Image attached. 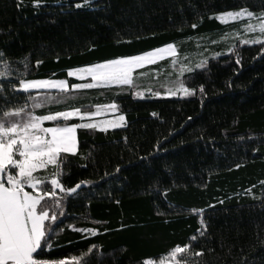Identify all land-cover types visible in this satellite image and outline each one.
<instances>
[{"label":"trees","instance_id":"16d2710c","mask_svg":"<svg viewBox=\"0 0 264 264\" xmlns=\"http://www.w3.org/2000/svg\"><path fill=\"white\" fill-rule=\"evenodd\" d=\"M241 8L260 14L264 0H0V61L8 62L7 69L0 62V114L24 105L42 115L115 102L125 116L115 128H78L76 153H62L59 169L35 173L47 177L48 188L56 171L65 188L85 182L73 194L57 188L59 205L46 198L57 219L45 222L49 241L37 258L73 264L72 256L86 254L88 264H143L190 243L189 256L203 249L199 264H264V39L221 50L228 43L217 38L215 19ZM173 42L177 63L165 57L138 69L144 76L136 91L71 88L84 83L68 76L71 68ZM181 63L192 71L180 75ZM48 77L69 87L18 89L21 78ZM181 82L194 94L133 95ZM44 96L52 102L32 108ZM102 116L109 114L44 125Z\"/></svg>","mask_w":264,"mask_h":264},{"label":"snow or ice","instance_id":"6c2138e0","mask_svg":"<svg viewBox=\"0 0 264 264\" xmlns=\"http://www.w3.org/2000/svg\"><path fill=\"white\" fill-rule=\"evenodd\" d=\"M79 6L77 5V7ZM244 17L258 21L255 25L252 23L244 25L245 32L258 30L261 36L252 41L241 39L240 43H259L261 39H264V11L257 17L247 8H241L238 11L222 12L216 15L215 19L221 23H227ZM195 27L194 24L193 28ZM229 51L232 49L229 48ZM0 57H3L2 52H0ZM165 57H171L173 65L177 63V45L174 42L138 54L121 55L91 63L74 71L69 70V77L90 78L91 81L74 83L71 88L91 89L128 86L131 90L137 86V77L144 76V73L137 72L138 69L157 64ZM0 62L4 64L5 69L8 68L6 60ZM202 64L203 61L196 66L201 67ZM185 71H192V68L181 63L180 75H183ZM5 75L6 71H0V77ZM19 87L25 91L41 88H59L66 91L68 88L64 80H26L23 78L19 80ZM179 91L184 95L194 94V90L185 87L182 82ZM200 91L203 93V85L200 86ZM155 94L160 95L159 92ZM168 94L176 95L177 93L170 89ZM37 95L39 97V94ZM133 95H143V93H133ZM44 102H52V97L33 98L32 108H40ZM94 107L97 109L95 112L82 111L81 108L73 107L65 111L37 115L32 111H27V105H24L4 110L0 114V264H67V257L37 258L44 251V246L49 241L48 232L51 224L45 222L56 221L57 219L56 214L50 212L51 205L49 199L46 198H51L55 204L59 205L60 201L56 199L57 188L61 192L73 193L85 182L80 181L74 187L65 188L60 179L57 178L60 175L59 171H56L51 173V179L48 181L51 188H48L45 184L47 177L42 179L34 173L37 170L48 169L49 165L59 169V165L63 163L62 153H76V130L78 128H99L103 124L104 130H106L107 127L115 128L125 121V116L120 114L112 120L101 123L93 121L79 124L65 123L63 125L56 123L55 126L51 127L43 126L45 121L57 122L61 118L64 121H69L72 117H79L83 121L85 118L99 115L101 109L112 111L117 109L115 102L108 105H95ZM26 187L32 191H26ZM78 231L80 230L78 229ZM83 231L90 234L95 233V229H83ZM201 235L204 233L201 232ZM195 239V236L190 238L192 241ZM91 251L92 249H89V252ZM190 251V243L173 246L166 255L160 258L159 264H199V257L204 254L203 249H199L189 256L187 254ZM82 256H72L71 261L73 264H77V262L78 264H88V261L84 260ZM143 264H154V262L144 260Z\"/></svg>","mask_w":264,"mask_h":264},{"label":"rangeland","instance_id":"374dc122","mask_svg":"<svg viewBox=\"0 0 264 264\" xmlns=\"http://www.w3.org/2000/svg\"><path fill=\"white\" fill-rule=\"evenodd\" d=\"M255 14H256L257 17H259V15H260L258 13H255ZM219 23L222 25V32H221V34L218 35L217 38L224 39V40H226V43H228V45L227 46H224L223 49H221V50L226 49L228 46H230V45H232L234 43H238L239 45H250V44H253L251 42L250 43H246V44H241L240 43V40L241 39H246V40L252 41V40H255L258 36H261V34L259 33L258 30L255 31V32H245V29H244V25H246V24H249V23H252L254 25L257 24L258 21L256 19L249 20L247 17H244V18H242L240 20H236V21H228L227 23H221V22H219ZM261 40H263V39H261ZM99 62H101V61H99ZM94 63H97V62H94ZM87 65H89V64H87ZM83 66H86V65H82V66H79V67H74V68H71L69 70H73L74 71V70H76V69H78L80 67H83ZM73 77H76V76H73ZM76 78H78V77H76ZM26 80L59 81V80H64V79H60V78H50V77H48V78L26 79ZM83 80H84V83L91 82L90 81V78H84ZM64 81L66 82V84L68 86L67 81L66 80H64ZM179 86H180V84H176V86L173 87V89H171V90L176 91L177 94H181V92L179 91ZM136 87L133 88V89H135V91L137 90ZM18 89L23 90V89H21L19 87V84H18ZM149 89H150V91H149ZM29 90H37V91H61V89H59V88H41V89H29ZM158 90H161V89H151V87H149V86L147 88H141L140 89V93H143V95H140V96H144V95H149V96H172V95L168 94V92H169L170 89H166V90H163V91H158ZM156 92H159L160 95H156L155 94ZM49 93H51V92H49ZM39 95H42V94H39ZM48 95H50V94H48ZM173 96H175V95H173ZM91 111L95 112V111H97V109L94 108ZM107 113L109 114V116H102L101 118H98V119H95V120L92 119V120L88 121V123L93 122V121H95L97 123H101L102 121L112 120L113 118H115L118 115H120V114L117 113V109L115 111L107 110V109H101V112H100L99 115L107 114ZM124 123H125V121L122 124H124ZM122 124H119V126H121ZM60 125H63V124H60ZM43 126L44 127H51V126H45L44 125V122H43ZM53 126H55V125H53ZM101 128H104V125L103 124H101ZM34 175H37V176H39L42 179L44 178L43 176H40V175L35 174V173H34ZM48 179L50 180L51 177H49ZM25 190L26 191H31V190H28V189H25ZM160 258H158L156 260H154L152 258H146L145 260H152L154 262V264H159Z\"/></svg>","mask_w":264,"mask_h":264},{"label":"water","instance_id":"95a60500","mask_svg":"<svg viewBox=\"0 0 264 264\" xmlns=\"http://www.w3.org/2000/svg\"><path fill=\"white\" fill-rule=\"evenodd\" d=\"M77 190H78V189H77ZM77 190H76V191H77ZM76 191H75V192H76ZM73 193H74V192H73ZM73 193H68V194H73Z\"/></svg>","mask_w":264,"mask_h":264}]
</instances>
